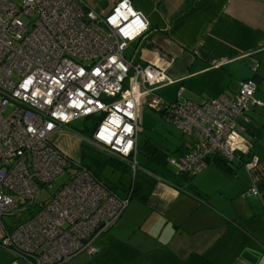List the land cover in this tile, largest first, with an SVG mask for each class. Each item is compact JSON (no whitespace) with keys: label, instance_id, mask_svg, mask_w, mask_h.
<instances>
[{"label":"built area","instance_id":"2783aa9c","mask_svg":"<svg viewBox=\"0 0 264 264\" xmlns=\"http://www.w3.org/2000/svg\"><path fill=\"white\" fill-rule=\"evenodd\" d=\"M149 27L131 0L107 11L83 0H0V247L22 264L95 255L96 239L129 204L53 140L72 122L101 118L84 138L130 165L133 176L143 108L190 140L185 153L169 159L180 173L196 174L214 155L232 161L247 153L248 113L264 105L254 100L255 81L240 82L232 97L164 101L156 91L172 84L166 68L125 57ZM70 168L69 180L35 205L41 189L51 190Z\"/></svg>","mask_w":264,"mask_h":264},{"label":"crops","instance_id":"0c3cea01","mask_svg":"<svg viewBox=\"0 0 264 264\" xmlns=\"http://www.w3.org/2000/svg\"><path fill=\"white\" fill-rule=\"evenodd\" d=\"M109 1L107 8L98 11L109 10L117 0ZM131 1L150 27L144 38L129 46L128 60L166 68L172 80L169 87L177 94L174 103L199 104L221 95L232 97L238 84L249 79L257 82V90L264 83V69L256 68L264 63V0ZM158 90L161 99L172 103ZM248 117V126L255 130L264 126L260 121L254 123L249 113ZM246 125L244 133L254 137L251 149L248 145L247 153L235 157L223 170L216 167L214 158L207 161V167L232 177L242 166L254 163L247 168L258 194L249 193L245 209L226 217L213 200L202 198L208 195L198 188L190 190L178 180L158 178L146 202H140L148 207L149 215L161 219L157 227L161 235L155 245L139 251L153 252L148 264H264V157L260 160L254 151L264 140V127L251 131ZM182 144L186 150L190 140ZM197 199L205 203H197ZM201 209L205 214L195 218ZM212 213L223 219L213 220ZM164 230L167 237L162 240ZM95 246L97 255L100 249Z\"/></svg>","mask_w":264,"mask_h":264},{"label":"rangeland","instance_id":"374dc122","mask_svg":"<svg viewBox=\"0 0 264 264\" xmlns=\"http://www.w3.org/2000/svg\"><path fill=\"white\" fill-rule=\"evenodd\" d=\"M23 1L24 0H13L14 4L18 6H20ZM83 1L97 11L107 8V5L110 4L109 0ZM130 54V49H128L125 52V57L128 58ZM256 68H259V70L264 69V63L257 65ZM255 83L257 84L256 81ZM260 84L258 90L254 94V100L264 103V83ZM175 92L176 91L169 86H165L158 90V93L161 96H165L167 100H170L172 103L176 100L177 94ZM181 101H183V99H181ZM249 115L252 117L254 123L260 121L261 124H264V116H262L264 115V105L253 108V111H249ZM82 121L83 120L72 122L70 124L71 128L63 129L62 132L54 135L53 140L58 144V147L68 154L75 163L90 165L95 168V170L99 172L101 179L109 186H113L118 182L130 185L132 177L129 174L122 173L119 169L105 163L107 159L115 158L114 156L89 144L90 142L87 139L72 131V129L80 130L82 128ZM250 123L251 121L249 124ZM249 124H247L246 127ZM87 125L91 124L87 123ZM262 127H258V130H255L254 126H248L251 131H260ZM244 135L251 149L254 137L249 133H244ZM256 135H258L257 132ZM137 140L139 144L148 141L170 153L182 142H186L187 137L183 136L176 127L167 123L153 110L143 108L140 119V131ZM254 151H257V157L262 160L261 157H264V140H262L260 145L254 146ZM93 160L102 164L103 168L97 170L99 168L96 167ZM136 161L139 167L141 165H146L150 168H157L141 153L137 154ZM158 170H160L167 179L178 180L185 188H189L190 190L198 188L203 191L202 193L208 196H202V198L208 199L209 197V200H213L214 205H216L221 214L226 217H230L234 212L243 211L245 209L244 199L249 195V190H251L253 186V183L251 185V173L245 165L242 166L237 174L232 177L220 173L211 166H206L194 174L190 181L178 176V171L173 166H169L167 170ZM74 172L75 169L70 168L62 175L58 176L55 179L51 190L42 188L40 193L35 197V205L47 202L51 195L59 187L65 184ZM198 202L201 204L205 203L201 199H197V203ZM35 209L36 208L34 207L32 211H35ZM203 213L204 209H201L195 218L201 219V215L205 214ZM148 215L149 210L146 205H143L136 200H131L123 215L111 228V232L102 233L97 238L95 244L100 249L99 254L92 256L87 253H82L64 264H148L154 255L153 252L150 251L148 254H142L139 253V251L143 248H152L158 237L161 235V232L157 229V227H159L158 223L160 224L161 219L158 218V215ZM212 215H214L213 220L223 219L221 215L219 218L216 213H212ZM28 217V212L21 215L22 220L27 219ZM146 221L148 222L147 224H145ZM195 223H198V221ZM165 237H167L166 230L162 232V240H164ZM14 259L15 257L9 250L0 247V264H13ZM16 261L22 264L20 261Z\"/></svg>","mask_w":264,"mask_h":264},{"label":"trees","instance_id":"16d2710c","mask_svg":"<svg viewBox=\"0 0 264 264\" xmlns=\"http://www.w3.org/2000/svg\"><path fill=\"white\" fill-rule=\"evenodd\" d=\"M100 119L101 118H96V119L91 117L86 118L82 121L83 122L82 128L80 130L72 129V131L78 133L79 135L85 138L90 139L91 134ZM87 123H90L91 125H87ZM69 128L71 127L69 126ZM137 147H138V154L141 153L143 156L146 157L148 161L152 162L157 168H150L146 165H141L140 167L138 166L136 173L133 176L131 167L127 163L122 162L116 158H109L105 161L106 164H110L112 167L119 169L122 173L129 174L132 177V181L130 182V185H125L121 182H118L113 186H109L101 179L99 172H97L95 168L91 167L90 165H84V166L90 171H92L94 176L98 178L100 181H102L104 185L108 189L113 191L118 197L122 199L128 198L129 202L131 200H136L141 203H145L151 190L157 183L158 178L164 177V175L158 169L167 170L169 166H172L169 163V159L185 153L186 150L188 149L183 150L184 147L183 144L181 143L172 152L169 153L166 152V150H162L160 147L155 146L152 143H149L148 141H144L142 144L137 143ZM212 158L215 159L216 167L220 168V170H223L225 167H228L231 164V161H227L218 155H214ZM94 162L96 167L99 168L97 170L103 168L102 164L96 161ZM177 175L186 177L187 179L193 176V175L183 174L180 172H178Z\"/></svg>","mask_w":264,"mask_h":264}]
</instances>
